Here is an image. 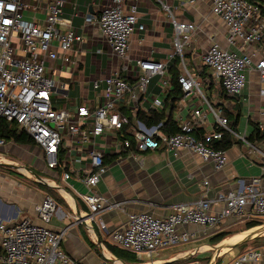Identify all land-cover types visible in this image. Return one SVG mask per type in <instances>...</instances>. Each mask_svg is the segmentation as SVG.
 <instances>
[{
    "label": "built area",
    "instance_id": "built-area-1",
    "mask_svg": "<svg viewBox=\"0 0 264 264\" xmlns=\"http://www.w3.org/2000/svg\"><path fill=\"white\" fill-rule=\"evenodd\" d=\"M187 3H208L211 12L225 23L230 45L260 46L264 15L254 0H187ZM66 5L71 8L68 16L64 15ZM29 11L43 14L44 19H27ZM79 13L78 0H0V118L15 121L20 129L29 133L44 151L47 167L54 171L64 166L61 156L64 137L78 138L92 168L81 178L89 189L81 196L93 216L123 206L122 202L110 201L93 190L108 171L104 150L98 142L107 132L118 136L110 146L119 156L128 153L142 163L143 154L149 151H173L176 155L185 151L201 157L217 171L228 164L227 152L216 148L226 132L250 144L230 128L220 96L240 97L246 87L247 72L252 69L264 83V55L254 62L250 55L229 52L215 42L202 56V67H196L186 56V47L197 26L192 21H177L173 17V52L165 60L132 59L134 34L146 29V24L139 22L138 0H110L98 14L85 17L87 23H94L107 38L115 56L123 62L124 70L138 69L136 80L131 83L117 71L104 79V89L95 81L99 104L94 109L85 104L76 105L74 110L55 107L51 97L58 86L48 74L45 62L58 59L69 62L70 51L83 41L79 28L74 25ZM173 58H179V81L184 91L181 102L174 107L179 130L169 133L163 130V122L147 125L140 119L131 125L120 105L125 103L133 114L146 104L150 105V110L165 108L164 97L150 95L148 91L154 78L159 79L165 90L171 86L170 62ZM203 68L212 71L213 79H204L207 88L210 89L214 82L220 88L212 96L205 95L201 89ZM60 87L68 90L69 85ZM196 98L201 100L202 106L192 107L191 117L186 119L181 103ZM209 116L213 118L212 129L197 135V129L206 124ZM127 125L131 136L123 137L122 131ZM6 142L0 137V146ZM70 177V172L65 171L63 179L67 181ZM260 183L261 179L253 178L249 183L241 182L236 190L220 194L218 199L224 205L216 210V202L208 195L210 182L205 180L199 200L176 204L165 217L149 212L131 213L123 229L110 233V240L140 258L143 255L152 257L156 251L190 242L196 235L194 227L211 232L232 218L236 222L260 221V225H264V188ZM53 185L62 190L56 181ZM57 208L56 199L45 193L43 202L37 207L44 224L30 218L11 223L0 220V264H82L70 257L62 246L66 230L54 231L46 225ZM101 225L104 228L102 222ZM224 254L220 252L215 256L212 264ZM231 256L225 264H260L263 254L258 248H249L240 254L231 252ZM103 264L118 263L116 258L104 253Z\"/></svg>",
    "mask_w": 264,
    "mask_h": 264
},
{
    "label": "crops",
    "instance_id": "crops-1",
    "mask_svg": "<svg viewBox=\"0 0 264 264\" xmlns=\"http://www.w3.org/2000/svg\"><path fill=\"white\" fill-rule=\"evenodd\" d=\"M109 1L78 0L80 13L74 18V25L83 36L82 43L70 51L69 62L65 63L62 59L45 62L48 74L58 86L51 97L55 107L74 110L76 105L85 104L94 109L99 104L95 81H99L100 89H104V79L117 71L131 83L136 80L138 69L134 67L132 70H124L123 62L117 59L100 29L94 23L85 21L87 14H98ZM258 1L264 5V0ZM138 6L139 22L146 24V29L134 34L130 52L132 59L151 57L165 60L173 52V17L177 21H192L197 26L186 47V56L196 67H202V56L215 42L229 52L241 56L250 55L254 62L264 55V35L259 47L254 44L230 45L225 23L211 12L208 3L191 5L183 0H138ZM69 14L71 8L66 5L64 15ZM34 17L44 19L41 13H26L27 19ZM207 77L213 79L212 71L203 68L201 89L205 95L212 96L220 88L214 82L208 89L204 81ZM62 84L69 85L68 90L61 88ZM171 89L172 83L165 90L159 79L154 78L148 94L162 95L165 101V108L151 110L164 112L169 117L172 115L176 120L174 109L167 101ZM262 90L264 83L258 72L252 69L247 72L246 87L240 97L227 94L220 96L224 114L231 119L230 122L237 121L235 132L244 136L246 141L253 132L252 122L259 123L264 131ZM124 104L120 108L126 111L128 119L132 117V121H129L131 125L135 124L139 111H151L150 105L146 104L145 108L133 114ZM181 104V111L186 119H190L192 107L202 106L201 100L197 98L190 101L186 99ZM212 127L213 118L209 116L206 124L197 129V135H202ZM116 137L115 133L107 132L98 139L105 153L108 171L93 190L110 201L122 202L123 206L102 211L96 216L90 213L81 196L89 191L81 178L92 168L89 157L83 154L78 138L64 137L61 155L64 166L56 171L47 167L44 151L36 143L20 144L7 140L4 146H0V220L11 223L30 218L35 223L44 224L38 216L37 207L43 202L45 193H49L56 199L58 208L46 225L54 231L66 230L62 246L70 257L82 264H103L104 253L116 258L118 264H204L209 256L206 252L212 247L210 238L222 232L229 233L230 225L236 219L221 223L211 232L194 227L196 235L190 242L156 251L152 257L143 255L140 258L136 253L114 245L110 240V233L123 229L131 213L149 212L157 217H165L176 204L194 203L202 197L205 180L210 182L208 195L216 202V210L224 205L218 199L219 195L238 189L243 181L249 183L253 178H259L260 185L264 188V139H257L248 145L237 137L235 143L226 150L227 166L217 171L201 157L185 151L178 155L173 151H149L143 154L142 163L128 153L119 156L110 146ZM65 171L71 174L67 181L63 179ZM15 175H20L21 178ZM55 181L62 190L54 188ZM41 185L52 187L53 193ZM193 243L200 244L194 246ZM214 255L215 252L212 256L210 254L209 264L213 263ZM215 263L222 264V260L219 258Z\"/></svg>",
    "mask_w": 264,
    "mask_h": 264
},
{
    "label": "trees",
    "instance_id": "trees-1",
    "mask_svg": "<svg viewBox=\"0 0 264 264\" xmlns=\"http://www.w3.org/2000/svg\"><path fill=\"white\" fill-rule=\"evenodd\" d=\"M256 4H258L261 8V12L264 15V5L260 3L258 0H254ZM172 63L170 64V74L172 78V89L170 94L167 98L168 105H171L172 108L176 106L177 102L181 100L184 95L183 87L181 82L179 81L180 73L178 70V62L179 58H173ZM123 109V108H122ZM123 111H125L123 109ZM126 112V111H125ZM137 119L142 120L147 125L158 124L163 122V130L169 133H175L179 130V127L176 124L174 117L171 115L170 117L167 116L164 112H158L156 110H151L150 113L139 111L137 115ZM229 119V126L232 130L236 131V123L237 121L230 122ZM129 121H132V117L129 118ZM253 132L250 137L247 138L248 142H255L257 139H264V131L261 130L260 124L256 122H252ZM129 125L124 127L122 131L123 137H130V133L128 132ZM0 137L5 138L6 140H14L20 144H35L33 138L29 133L25 130L20 129L18 124L15 121H7L5 118H0ZM237 137L230 132H226L223 139L216 143V148L222 150H228L236 141ZM47 191L53 193L54 189L47 185H41ZM260 221H250L246 224L245 229L249 230L253 227L260 225ZM229 234L227 232L219 233L210 238V244H217L224 240ZM2 250L0 248V254Z\"/></svg>",
    "mask_w": 264,
    "mask_h": 264
},
{
    "label": "rangeland",
    "instance_id": "rangeland-1",
    "mask_svg": "<svg viewBox=\"0 0 264 264\" xmlns=\"http://www.w3.org/2000/svg\"><path fill=\"white\" fill-rule=\"evenodd\" d=\"M202 82V79L200 80ZM17 177H20V175H15ZM246 222H236L234 221L233 224L230 225V229H229V235L228 237H226L224 240H222L221 242L217 243V244H212L211 246H214V245H218V244H221L223 243L225 240L227 239H230L232 236L236 235V234H243L245 233L246 231H251V230H246L245 229V226H246ZM259 226V225H258ZM198 244L200 243H193L194 246H197ZM0 248H1V244H0ZM249 248H258L262 251V254H263V257H262V260L260 262V264H264V234H261V236H258L257 238L247 242V243H244V244H241L235 248H230V250L228 252H225L226 254H224V256L221 258L222 260V264L224 263H227L231 258V252H233L234 254H240L242 251H245L246 249H249ZM174 249V248H173ZM171 249V250H173ZM215 252V250L213 249V247L210 248V250H208L206 253H208L207 255L208 258H206L205 260V263L204 264H209L210 262V259H211V256H212V253ZM211 254V256H210ZM212 262H214V257L212 258Z\"/></svg>",
    "mask_w": 264,
    "mask_h": 264
},
{
    "label": "water",
    "instance_id": "water-1",
    "mask_svg": "<svg viewBox=\"0 0 264 264\" xmlns=\"http://www.w3.org/2000/svg\"><path fill=\"white\" fill-rule=\"evenodd\" d=\"M183 1H187V0H183ZM254 228H257V229H254ZM254 228L250 229L252 231H250L242 241L230 245V248H235L241 244L247 243V242L257 238L258 236H261V234H264V225H259V226H256ZM219 245L220 244L212 246L213 249L215 250L214 257L218 256V254L221 252L220 251L221 248Z\"/></svg>",
    "mask_w": 264,
    "mask_h": 264
},
{
    "label": "bare ground",
    "instance_id": "bare-ground-1",
    "mask_svg": "<svg viewBox=\"0 0 264 264\" xmlns=\"http://www.w3.org/2000/svg\"><path fill=\"white\" fill-rule=\"evenodd\" d=\"M257 229V228H254ZM252 231V230H251ZM249 233V231H246L245 233L241 234H236L232 236L230 239L225 240L223 243H221L220 246V251L221 253H225L230 250V245L242 241L246 235Z\"/></svg>",
    "mask_w": 264,
    "mask_h": 264
}]
</instances>
